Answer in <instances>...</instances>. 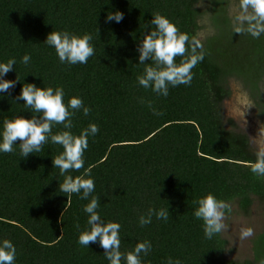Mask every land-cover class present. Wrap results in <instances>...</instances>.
<instances>
[{
	"label": "trees",
	"instance_id": "16d2710c",
	"mask_svg": "<svg viewBox=\"0 0 264 264\" xmlns=\"http://www.w3.org/2000/svg\"><path fill=\"white\" fill-rule=\"evenodd\" d=\"M230 2L0 0V63L16 61L3 78L20 79L9 92L0 93V132L6 119L40 115L16 99L25 83L62 87L66 104L72 97L82 99L91 111L85 116L81 109L72 117L74 135L90 123L99 128L88 138L84 153L85 168L92 166L85 178L95 183L87 200L59 192L64 176L53 167L52 157L62 153L61 145L49 139L40 153L27 158L20 156L19 141L14 152H0V243L8 239L14 244L15 264H110L98 242L89 247L78 243L80 233L90 229L83 209L93 196L100 198L101 219L121 225L122 253L139 242L151 243L149 253L141 254L142 264H167L169 258L180 264L264 261V228L252 240V259L229 260L221 232L206 238L203 221L194 216L199 199L209 193L227 205L236 202L244 214L253 196L264 198V177L250 168L258 151L247 133L224 118L222 109L229 94L226 80L236 77L249 89L264 121L259 89L264 34L254 38L235 33ZM234 2L239 6V0ZM205 3L211 29L199 39L198 32L208 23L203 19ZM117 10L123 13L122 21L107 22L108 13ZM157 13L189 36L188 52L177 57V63L188 59L193 47L204 57L192 69L191 84L169 86L166 97L137 80L153 65L139 64L137 49L146 33L155 30L150 22ZM51 31L91 34L95 55L86 64L61 63L44 42ZM25 54L31 57L27 65L21 62ZM63 130V125H54L52 132ZM83 174L81 169L65 175ZM149 209H168L169 219L153 215L152 222L141 227L139 218Z\"/></svg>",
	"mask_w": 264,
	"mask_h": 264
},
{
	"label": "clouds",
	"instance_id": "9594fccd",
	"mask_svg": "<svg viewBox=\"0 0 264 264\" xmlns=\"http://www.w3.org/2000/svg\"><path fill=\"white\" fill-rule=\"evenodd\" d=\"M240 12L236 16L237 25L234 32L250 34L254 38H259L264 34V0H239ZM123 13L119 10L109 12L106 21L121 22ZM151 25L155 30L147 32L141 41L137 51L139 52V64L152 61V66H146L143 75L137 77L139 85L145 89H151L158 96H167L169 86L190 85L193 79L192 69L203 60V53L196 54V48L191 49L192 55L188 59L176 62L177 57H184L188 48L189 36L181 32L178 27L165 16L157 13L151 20ZM93 37L85 33L82 36L70 34L67 31L48 33L44 41L52 46L61 63L75 65L77 63L86 64L90 57L95 55V49L91 43ZM31 60L30 55L25 54L21 62L27 65ZM16 64L14 58H10L6 63H0V93H7L14 88L17 80H7L3 77L13 70ZM64 89L57 87H37L32 83H25L22 86L17 100H23L26 109L40 114L25 118L23 116L11 120H4L3 130L0 132V152L12 153L15 151L14 145L19 141L20 156L27 158L31 153H40L43 146L51 140V143L61 145V154L52 157L53 167L59 169V174L64 176L63 182L59 183V192L64 193L69 198L71 194L80 195L81 199L87 200L95 190L94 180L85 178L90 175L92 166L85 168L84 153L88 148V138L95 136L99 128L95 123H90L79 135H74L70 130L74 127L72 117L79 110L87 116L90 108L84 106L81 98L72 97L67 104L64 102ZM152 107L151 102L148 105ZM156 115L163 113L154 112ZM54 125H63L66 130L53 134ZM252 173L257 177H264V150L257 153V159L250 164ZM84 169L83 175H65L71 171L79 172ZM100 198L93 196L84 207V212L88 214L89 230L80 233L78 243L81 246L89 247L90 243H99L104 249V255L110 264H142L141 254L147 255L151 250L149 241L139 242L134 250L122 253L120 250V228L118 222L105 223L97 209ZM230 211L229 205L218 200L209 193L199 199L198 207L194 211V216L204 223V234L211 239L215 234L220 233L227 227L224 223V210ZM157 219L167 221L169 219L168 209H149L147 215H141L139 224L141 227L152 222V216ZM79 228V224L76 225ZM253 234L251 228L241 229V238L250 237ZM16 248L14 244L4 239L0 243V264H15ZM167 264H180L179 260L168 259ZM264 264V261H261Z\"/></svg>",
	"mask_w": 264,
	"mask_h": 264
},
{
	"label": "rangeland",
	"instance_id": "374dc122",
	"mask_svg": "<svg viewBox=\"0 0 264 264\" xmlns=\"http://www.w3.org/2000/svg\"><path fill=\"white\" fill-rule=\"evenodd\" d=\"M207 7L208 4L205 3L203 19L210 21L209 14L211 15V13ZM239 12L238 4L231 0L229 15L236 14L237 16ZM203 19L201 21L204 24ZM209 21L198 32L199 39H204V36L209 33V29H211ZM226 87L229 89V94L223 101L224 118H231L239 130L247 133L253 148L258 152L264 150V121L249 89L236 77H229L226 80ZM259 89L261 100L264 101V77L259 82ZM229 205L230 211L228 213L224 212V223L227 227L221 231L222 237L227 241L225 257L236 261L252 259V240L264 228V198L260 199L253 196L248 214L241 212L236 202ZM242 228H251L253 234L250 237L241 238L240 231Z\"/></svg>",
	"mask_w": 264,
	"mask_h": 264
}]
</instances>
